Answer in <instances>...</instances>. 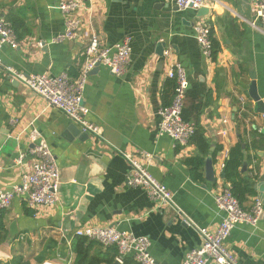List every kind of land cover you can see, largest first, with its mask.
Segmentation results:
<instances>
[{"label": "crops", "instance_id": "crops-1", "mask_svg": "<svg viewBox=\"0 0 264 264\" xmlns=\"http://www.w3.org/2000/svg\"><path fill=\"white\" fill-rule=\"evenodd\" d=\"M62 1L0 0V20L11 24L19 43L18 48H2L6 67L26 76L68 73L79 78L85 42L53 43L65 31ZM205 8L208 14L199 18L198 11L178 10L172 0H97L91 20L82 16L84 30L92 28L109 46L132 38L126 75L98 66L87 80L84 101L89 121L101 128V139L84 134L0 69V191L19 184L30 169L34 145L29 134L34 129L48 143L60 171L54 207L31 208L17 197L2 215L8 240L0 246V260L18 253L37 264L35 258L53 248L44 264H74L77 229L114 226L150 238L159 264H183L186 254L201 246L198 229L215 231L222 222L224 213L214 197L226 185L232 187L226 164L238 144L244 149L240 176L253 191L242 206L250 211L256 200L264 203V114L249 95L255 83L264 102V34L250 24L251 0H216ZM198 24L210 28L217 46L211 59L196 40ZM174 64L185 69L189 80L183 119L203 134L206 153L192 141L177 145L159 132L160 110L174 98L175 82L168 77ZM21 155L25 159L17 165ZM126 155L147 165L172 192L173 206L159 207L145 191L126 186ZM196 158L204 163L193 172L188 162ZM210 158L215 182L206 172ZM227 245L241 264H264V214L255 227L236 226Z\"/></svg>", "mask_w": 264, "mask_h": 264}, {"label": "built area", "instance_id": "built-area-1", "mask_svg": "<svg viewBox=\"0 0 264 264\" xmlns=\"http://www.w3.org/2000/svg\"><path fill=\"white\" fill-rule=\"evenodd\" d=\"M216 0H172L178 10L199 11ZM97 0H63L59 10L65 14V31L54 38L53 43L85 42L83 52L84 65L78 79H72L68 73L53 76L49 73L26 76L6 67L0 56V69L11 78L24 84L29 90L43 98L47 104L65 114L80 130L96 139L102 138L100 126L89 121L90 109L85 105L84 95L89 74L98 66H105L111 74L122 77L128 73L131 64L132 38L126 37L114 46L105 44L100 36L83 28L85 16L91 20L93 6ZM254 18L251 26L264 34V0H251ZM196 40L202 54L210 58L214 51L210 28L198 24L195 29ZM18 48L19 43L12 26L4 19L0 20V52L4 46ZM168 77L175 82L172 103L160 110V134L170 137L177 145L186 146L196 134V126L183 119V109L189 89L188 75L180 64L171 66ZM227 122V121H225ZM13 123V122H12ZM29 138L34 145L33 162L23 175L21 182L10 190L0 191V217L12 206L17 197L25 199L31 208H52L59 201L60 171L48 143L42 134L34 129ZM130 166L126 176V186L145 191L148 197L159 207L173 206L172 192L148 170V166L138 158L125 156ZM25 159L21 155L17 165ZM216 206L224 213L217 230L198 229L202 243L197 249L188 252L183 264H241L227 245L234 228L240 224L257 226L264 214V203L256 200L250 211L244 209L233 194L232 187L226 185L214 197ZM183 223L192 226L187 218ZM77 238H86L102 244L105 248L116 247V261L123 264L132 257L137 264H159L151 253V240L146 236H136L129 231H121L114 226H88L75 232Z\"/></svg>", "mask_w": 264, "mask_h": 264}, {"label": "trees", "instance_id": "trees-1", "mask_svg": "<svg viewBox=\"0 0 264 264\" xmlns=\"http://www.w3.org/2000/svg\"><path fill=\"white\" fill-rule=\"evenodd\" d=\"M217 46L214 47V55L217 53ZM192 142L196 143L200 152L206 153L208 143L199 131L194 135ZM244 160V149L241 144L236 145L230 152V157L226 164V179L232 184V192L242 204L246 195L252 193L250 186L240 176V168ZM204 161L201 158L192 159L188 162L193 167V172L199 169ZM3 216L0 217V246L8 240L7 230L3 223ZM53 248L42 251L36 258L37 264H44L50 259ZM71 252L75 255L74 264H115L118 250L116 247L104 248L102 244L86 238H76L72 244ZM0 264H32L31 259L22 254L15 253L9 261L0 260ZM123 264H137L132 257L124 260Z\"/></svg>", "mask_w": 264, "mask_h": 264}, {"label": "water", "instance_id": "water-1", "mask_svg": "<svg viewBox=\"0 0 264 264\" xmlns=\"http://www.w3.org/2000/svg\"><path fill=\"white\" fill-rule=\"evenodd\" d=\"M208 11H209L208 8H202V9H200L197 12V15H198L199 18L203 17L206 14H208ZM249 95L253 99V101L256 103L258 112L261 113V114H264V102L261 100V98H260V96L258 94L257 86H256L255 83L252 85V87L250 89V92H249ZM72 132L74 134H76L73 130H72ZM244 147H245V145H244ZM206 166H207V171L206 172H207V175H208V180L210 182H215L216 179L214 177L213 161H212L211 158L207 160ZM263 181H264V176H263ZM11 232L14 235L17 233L16 224H13L11 226ZM115 264H119V263L116 262Z\"/></svg>", "mask_w": 264, "mask_h": 264}]
</instances>
